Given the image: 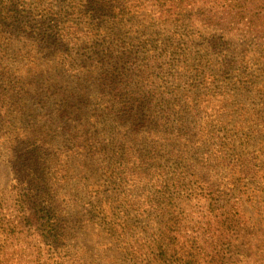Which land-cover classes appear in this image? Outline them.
I'll return each mask as SVG.
<instances>
[{"label":"trees","instance_id":"1","mask_svg":"<svg viewBox=\"0 0 264 264\" xmlns=\"http://www.w3.org/2000/svg\"><path fill=\"white\" fill-rule=\"evenodd\" d=\"M33 2L0 0L30 29L0 33L21 208L0 234L48 264H78L90 228L131 264H264V0Z\"/></svg>","mask_w":264,"mask_h":264},{"label":"rangeland","instance_id":"2","mask_svg":"<svg viewBox=\"0 0 264 264\" xmlns=\"http://www.w3.org/2000/svg\"><path fill=\"white\" fill-rule=\"evenodd\" d=\"M51 1L52 0H38V3H43V6H45L47 3H51ZM190 1L198 8L209 9L216 6L215 2H213L215 0ZM223 1L224 2L221 3H230V1L233 0ZM38 3L33 2L30 4L37 5ZM54 5L57 7L56 9L60 8L59 4ZM216 9L218 12L221 11L218 8ZM38 27L39 25H36L31 31L36 32ZM29 30V28L25 29L23 23L16 25L13 21L2 20L0 16V33H28ZM5 143V140L0 138V220L2 221V225L5 221L16 224L21 220V208H18V204H16L18 200L15 193L17 185L16 177L6 160ZM64 167L67 171V177H71L70 182L66 184L67 188H65L66 193H68L70 192L71 185L77 182L79 176L83 175V173L85 174V169L83 164H80L79 161H68ZM59 168L60 167L57 166L56 169ZM91 230L90 228V230L76 233V238L72 240L76 247L75 250H78V255L81 257L78 264H131L115 250L117 249L116 244L112 245L105 236L100 238V236H97L96 233ZM15 231L16 234L12 238L13 241L4 238L3 235L0 234V264H45L48 258L44 249L42 252L38 253L40 255H35L38 249L41 251L42 246L39 247V243L25 233L22 227H18ZM252 252L254 253V250H252ZM36 257H38L37 260H35ZM259 262L260 255L257 253V255L251 256L249 264H259Z\"/></svg>","mask_w":264,"mask_h":264}]
</instances>
